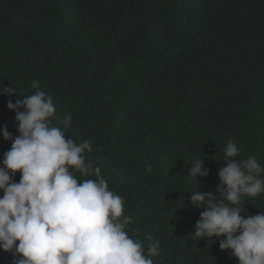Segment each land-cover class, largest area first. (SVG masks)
<instances>
[{
    "label": "trees",
    "instance_id": "16d2710c",
    "mask_svg": "<svg viewBox=\"0 0 264 264\" xmlns=\"http://www.w3.org/2000/svg\"><path fill=\"white\" fill-rule=\"evenodd\" d=\"M34 81L58 120L72 117L66 138L91 141L87 161L123 197L129 236L146 255L159 242L154 264H233L219 238L216 249L194 237L203 209L190 197L216 194L229 141L264 167V0H0V167L3 129L19 135L7 104ZM196 160L210 171L200 183L188 177ZM241 211H264V193ZM13 260L0 249V264Z\"/></svg>",
    "mask_w": 264,
    "mask_h": 264
},
{
    "label": "clouds",
    "instance_id": "9594fccd",
    "mask_svg": "<svg viewBox=\"0 0 264 264\" xmlns=\"http://www.w3.org/2000/svg\"><path fill=\"white\" fill-rule=\"evenodd\" d=\"M33 88L38 89L34 94L7 104L16 114L19 135L13 138L6 126L3 129L12 146L0 167V249L13 253V264H154L159 242L149 244L146 255L143 242L129 236L131 217L124 215L123 197L110 190L100 168L93 169L87 161L91 141L66 138L64 129L72 117L58 120L52 97L39 90V81ZM15 93L10 85L2 95ZM257 96L264 101V95ZM215 106L222 116L234 109L224 98ZM240 153L234 140L227 143L219 178L215 172L220 180L216 194L191 193V205L203 209L194 237L216 249L217 240L212 238H219L220 249L236 257L233 264H264V211L256 215L241 211L243 197L264 193V167L255 157L240 159ZM93 173L96 179L78 182V177ZM188 173L200 183L210 171L205 160H196ZM244 205L254 207L250 200Z\"/></svg>",
    "mask_w": 264,
    "mask_h": 264
}]
</instances>
